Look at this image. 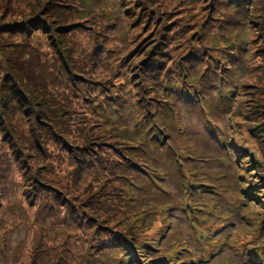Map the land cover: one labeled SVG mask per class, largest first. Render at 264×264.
<instances>
[{
	"label": "rangeland",
	"instance_id": "1",
	"mask_svg": "<svg viewBox=\"0 0 264 264\" xmlns=\"http://www.w3.org/2000/svg\"><path fill=\"white\" fill-rule=\"evenodd\" d=\"M21 1L27 7L25 11H31L38 0ZM125 4L128 13L133 12V1ZM165 5L173 18L176 3L168 0ZM115 7L120 6L117 3ZM5 9L6 2H0V16ZM14 19L16 15L7 21ZM80 31L68 36L77 53L91 39V30ZM110 31L111 40L102 51L109 70L102 62L99 74L114 78L120 88L127 73L122 58L132 52V37L115 40L112 23ZM5 39L6 35L0 44ZM32 44L34 51L43 55L39 60L53 58L54 51L43 36L35 35ZM248 57L251 64L237 66L235 77L228 83L229 99L219 97L218 88L214 87L211 95L200 97L199 103L185 99L183 103L171 99L162 88L158 96L159 109L163 106L164 114L158 110L152 130L150 123L141 120L143 112L135 110L139 107L137 98L133 106V99L125 92L128 101L123 108H118L115 99L98 118H87L85 127L90 129L86 136L102 137L105 144L100 147L101 152L116 159L125 153L137 165L127 168L124 174L118 170L115 175L106 167L108 174L101 179L80 173V183L75 182L69 162V150L79 142L75 129L77 119L83 120L80 108L78 112L73 109L74 122L68 126L60 122L64 132L70 127L71 134L66 138L46 133V126L41 129L40 149L29 137L31 121L20 113L25 109V101L32 99L12 83L11 103H0V108L3 106L9 113L7 116L0 111V264H259L257 253H264V196L256 191V196L245 195L243 190L246 185L259 182L255 189L264 192V178L255 172L247 180L240 169L243 159H247V175L256 170V165L249 158L248 147H253V142L247 126L233 114L242 83L248 82L244 81L249 76L247 69L254 66L252 52ZM254 59L260 64L258 57ZM4 85L0 93L13 91L11 86ZM36 86V82L25 83L27 90L38 93ZM39 87L52 99L55 111L62 110L68 93L58 84L54 72L49 79L40 81ZM99 96L98 100L104 101ZM163 100L172 105L171 111ZM24 115L28 117L25 110ZM67 119L71 120V114ZM11 127L17 135L10 141L3 132ZM26 148L38 159L36 166L45 164L38 169L45 176L35 171L25 173L18 157ZM113 163L120 167L116 160ZM36 175L45 179V190L31 186ZM100 197H109L122 205L111 204V213L103 217V232L91 239L94 228L76 219L92 218ZM96 209L99 214L103 210L99 204Z\"/></svg>",
	"mask_w": 264,
	"mask_h": 264
},
{
	"label": "trees",
	"instance_id": "2",
	"mask_svg": "<svg viewBox=\"0 0 264 264\" xmlns=\"http://www.w3.org/2000/svg\"><path fill=\"white\" fill-rule=\"evenodd\" d=\"M126 1L38 0L30 8L31 11H25L27 7L21 0H0L1 3L6 2V9L0 16V39L7 36L0 44V87L7 84L13 90V83L15 88H22L32 99L25 101V109L20 111L24 119L31 121L29 137L40 149L43 146L40 133L45 126L46 133L66 138L71 134L70 127L64 132L60 125L68 126L74 122L75 113L80 108L83 120L77 119L75 129L79 142L69 150L75 182L80 183V173L99 179L108 174L106 171L115 175L120 170L124 174L127 168L136 166V162L125 153L116 159L110 153L101 152L99 149L105 144L100 139L102 137L86 136L90 129L85 127L87 118H98L115 99L118 100V108H123L128 101L125 92L133 99V106L137 98L139 107L134 109L143 112L141 120L145 124L150 123L152 130V120L158 116V110L164 114L163 106L159 109L158 95L162 88L171 99L177 98L183 103L184 99L185 102L191 100L192 104L199 103L200 97L211 95L214 87L218 88L219 97L229 96V81L235 77L237 66L251 64L248 55L252 52L254 66L247 69L249 76L244 81L248 82L242 83L234 117L247 126V133L253 142V147H248L249 158L256 165V170L247 175V159H243L239 163L240 169L247 180L255 172L264 178V0H173L176 3L173 18L169 14L172 11L165 8L168 0H130L133 1V12L130 14ZM117 3L120 6L118 9L115 7ZM121 7H125V11H121ZM11 11L15 12L17 19L7 21L15 16L4 15ZM111 23L115 25V40L132 37L129 39L132 52L122 58L127 73L120 88L116 87L114 78L99 74L102 62L109 70L102 51L112 37ZM3 24L4 28L1 27ZM80 30H91V39L84 43L81 53H77L74 42L68 36ZM35 35L47 40L54 51L53 58H46V62L39 60L43 55L38 50L34 51L32 40ZM255 57L260 59V64L256 63ZM53 72L58 84L63 85L68 93L62 110L57 111L52 99L39 87L40 81L49 79ZM249 81H255V84ZM35 82L38 93L25 87V83L34 85ZM13 93L14 90L0 93V103L10 102ZM99 95L104 101L98 100ZM163 102L171 111L172 105ZM24 110L28 112V117L24 115ZM0 111L7 116L9 114L3 106ZM68 114H71V120L67 119ZM16 135L14 127L3 132L4 138L10 141ZM18 158L27 175L34 171L44 175V171L38 169L45 164L36 166L34 162L38 159L32 157L28 148ZM115 160L120 167L114 165ZM258 183L255 186L246 185L244 194L256 196V191L264 196L263 190L255 189ZM31 186L40 190L47 187L41 175L32 178ZM89 188L92 189L91 185ZM100 199L96 201L92 218L81 216L76 219L80 224L87 223L88 227L94 228L90 232L91 239H96L103 232L102 226L106 225L103 217L105 213H111L112 205H122L109 197ZM97 204L103 208L100 214Z\"/></svg>",
	"mask_w": 264,
	"mask_h": 264
}]
</instances>
